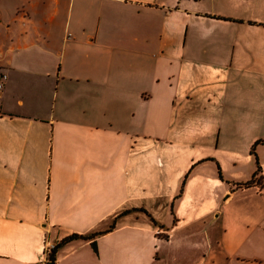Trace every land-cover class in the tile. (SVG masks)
Here are the masks:
<instances>
[{
	"label": "crops",
	"instance_id": "obj_1",
	"mask_svg": "<svg viewBox=\"0 0 264 264\" xmlns=\"http://www.w3.org/2000/svg\"><path fill=\"white\" fill-rule=\"evenodd\" d=\"M2 16L0 264H264V0Z\"/></svg>",
	"mask_w": 264,
	"mask_h": 264
},
{
	"label": "rangeland",
	"instance_id": "obj_2",
	"mask_svg": "<svg viewBox=\"0 0 264 264\" xmlns=\"http://www.w3.org/2000/svg\"><path fill=\"white\" fill-rule=\"evenodd\" d=\"M42 1V3L45 0H0V9H3L4 12L0 10V17L2 16L4 18V24L5 20L9 19L11 14H16V16H19L21 18H25L27 15L28 10H30V7L34 4L38 5L39 2ZM47 3L51 2L54 3V0H46ZM42 6V5H41ZM6 26H0V45L3 44L4 41H1V38L6 39Z\"/></svg>",
	"mask_w": 264,
	"mask_h": 264
},
{
	"label": "trees",
	"instance_id": "obj_3",
	"mask_svg": "<svg viewBox=\"0 0 264 264\" xmlns=\"http://www.w3.org/2000/svg\"><path fill=\"white\" fill-rule=\"evenodd\" d=\"M260 171H261V167H260V165H258V169H257V172H256V177H257V175L260 173ZM255 182V177H254V179L252 180V181H250L249 183H247V184H244V186H248V185H251V184H253ZM100 233H95L94 235H92V236H84V235H77V234H74V235H71L70 237H67V238H65L61 243H60V245L61 244H65V243H67V242H69V241H72V240H75V239H79V238H83V239H85V238H88V239H90V238H94L95 236H97V235H99ZM59 244L56 246V248L54 249V251H53V253H52V255H51V260H52V262L53 261H55V254H56V251H57V248L60 246Z\"/></svg>",
	"mask_w": 264,
	"mask_h": 264
},
{
	"label": "built area",
	"instance_id": "obj_4",
	"mask_svg": "<svg viewBox=\"0 0 264 264\" xmlns=\"http://www.w3.org/2000/svg\"><path fill=\"white\" fill-rule=\"evenodd\" d=\"M57 245L53 244H47V247L45 249V258L41 263L38 264H54L55 261L52 262L51 255L56 248Z\"/></svg>",
	"mask_w": 264,
	"mask_h": 264
}]
</instances>
